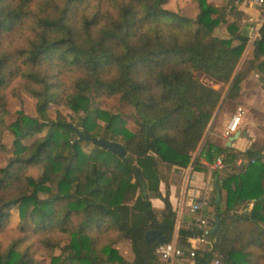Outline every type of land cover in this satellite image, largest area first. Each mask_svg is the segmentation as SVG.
<instances>
[{
	"label": "trees",
	"instance_id": "1",
	"mask_svg": "<svg viewBox=\"0 0 264 264\" xmlns=\"http://www.w3.org/2000/svg\"><path fill=\"white\" fill-rule=\"evenodd\" d=\"M191 1L194 18L166 8L168 0H0V152L4 131L14 138L13 156L0 167V232L9 229L14 206L35 228L29 233L20 224L22 235L0 246V264H39L33 254L40 246L58 264H159L158 244L146 233L173 240L177 214L166 169L219 155L224 167L213 175L224 208L216 207L211 247H196L195 263L214 264L220 253V264H264V144L240 151L205 137L225 104L239 101L244 84L254 85L252 71L264 83V23L237 69L249 42L241 12L227 4L232 0ZM222 25L226 35L218 34ZM13 36L18 45L8 42ZM15 81L36 99L37 116L19 111L7 124L4 91ZM116 95L133 108L136 130L124 114L96 104ZM52 104L78 115L80 127L60 112L51 119ZM75 128L121 142L126 156L82 140ZM38 165L39 178L27 173ZM152 197L165 204L160 214ZM59 234L69 238L64 258L53 255ZM197 234L179 228L180 246L190 248ZM120 239L130 242L132 261L114 247Z\"/></svg>",
	"mask_w": 264,
	"mask_h": 264
},
{
	"label": "rangeland",
	"instance_id": "2",
	"mask_svg": "<svg viewBox=\"0 0 264 264\" xmlns=\"http://www.w3.org/2000/svg\"><path fill=\"white\" fill-rule=\"evenodd\" d=\"M210 2H212L214 5H221L220 3L222 2V0H210ZM226 2V0H225ZM229 6L232 5L233 7L236 8V10H239L236 6L233 5V2L230 1L227 3ZM166 8L175 10L177 12H180L181 14L188 16L190 18H194L197 13H198V6L195 2L191 1V0H168V2L165 4ZM240 11V10H239ZM241 12V16H240V20H239V24H245V15L243 14V11ZM189 25L194 26L193 21H189ZM219 35H226L227 34V30L225 25H222L219 27V29L217 30ZM20 38L17 36H13L10 39H8V42L12 43L13 45H18L20 42ZM250 43V42H248ZM249 45V44H248ZM247 45V48L240 60L239 63V68L245 63V61L248 59V57L251 55V46ZM257 72L252 71L250 75H255ZM260 79V78H259ZM207 81L209 83L210 80L207 79ZM261 81V80H260ZM6 98H7V110L8 113L5 115V120L7 122V124L11 123L12 121H14L18 115H19V111H23L24 113H26L27 115L30 116H37V111H36V99L32 96L31 93H29L27 90H25L23 88V86L21 84H19V81H15L13 82V84L6 90L4 91ZM96 104L103 108L106 109L110 112L113 113H122L124 114V116L127 118V127L130 128L131 130H136V124L134 122V118L132 113L133 108L131 106H129L127 103L123 102L120 99L119 95L113 96V97H101L96 99ZM236 105L233 101H228L225 104V107L221 113V116L223 115V113L225 112H229L232 111L234 109H236ZM57 112L62 113L64 116H66V118L68 119V121L72 122L73 124H75V126H79V116L76 115L73 111H71L67 106L65 105H57V104H52L49 109H48V115L51 119L56 118V114ZM258 109H252L251 110V114L252 117H254L256 120V123H258V127L256 129V135H257V140H256V145L260 146L264 144V114H262ZM221 118V117H219ZM219 121L220 119L217 120L216 124L219 125ZM13 136L12 134L8 131L5 130L4 131V135H3V139L2 142L5 144L6 149L5 151H1L0 152V167H5L8 163L10 158L13 156V151H14V144H13ZM84 149L86 151H90L93 148V144L92 143H84ZM27 173L29 175H32L35 178H39L40 175L42 174V167L41 165L38 166H30ZM78 218H75V221H77ZM20 224H23L26 228V230L29 233H32L34 231V224L33 222L27 218V220L22 223V220L19 216V211L18 208L16 206H14L11 209V218H10V222H9V229L7 231L4 232H0V246L2 247H6L8 244H10L12 242V240L20 237L22 235L21 230L18 228L20 226ZM59 239H60V248L55 249L54 251V256H59L61 255V257H65L66 254L62 253L61 248H63L68 242H69V238H66L64 234H59ZM112 237H115V235H112ZM111 237V238H112ZM28 238V242H33L34 244H36L37 246V236H34L32 234H29V236H27ZM112 239H108L106 240V244H111L113 245ZM114 247L117 248L120 252V254L127 260V261H132L133 260V253L131 250V244L128 240L126 239H120L118 241V243L114 244ZM62 253V254H61ZM35 258L38 259L39 264H58L56 262L53 261L52 255L51 254H47L44 250V248H42L40 246V248H38V252H36V254H33Z\"/></svg>",
	"mask_w": 264,
	"mask_h": 264
},
{
	"label": "crops",
	"instance_id": "3",
	"mask_svg": "<svg viewBox=\"0 0 264 264\" xmlns=\"http://www.w3.org/2000/svg\"><path fill=\"white\" fill-rule=\"evenodd\" d=\"M210 1V0H209ZM224 0L220 4L223 3ZM240 11H243V14L246 17V14L251 12V10H245L243 7L238 8ZM246 11V12H245ZM255 13V12H252ZM247 27V26H246ZM252 48L253 43H249ZM249 80L254 84L252 87H246L243 85L242 94L238 102H235L237 107L241 106L243 108L242 122L240 125V131L244 132L246 135L239 136L231 145V147L236 148L237 150L244 151L247 147L253 143H256L257 133L256 129L258 123L256 119L252 117L251 110L258 109L260 111L264 110V83L260 81L259 74L249 75ZM217 87V85H214ZM236 107V109H237ZM236 109L225 112L219 117V125L216 123L209 125L205 133V137L209 134L210 140L218 145H226L228 138L224 136V129L231 118V116L236 112ZM264 114V112H261ZM214 120V119H213ZM264 123V122H263ZM264 126V125H263ZM264 129V128H263ZM201 145L194 151L192 160L196 158L200 151ZM245 160V159H240ZM239 164V160L237 162ZM167 182L169 184L170 191V201L173 206V209L176 211L177 220L176 227L173 236V240H176L179 244V228H188L191 225L192 215L189 212L190 205L195 202H202L204 200L205 194L207 192L210 194L209 203L207 206L203 207V213L212 218L215 226L217 218L215 217L216 207L219 205L221 209L224 208L225 194H222L215 190L217 186V178L213 175V170L202 157L199 162L191 163L188 167L182 168L178 166H173L171 169L167 170ZM161 192L166 190V182L163 181L160 185ZM213 198L215 202L212 203ZM151 202L155 210L160 214L164 209L165 204L161 198L152 197ZM214 230V229H213ZM180 245V244H179ZM201 248V251H204L211 247V242L208 241L204 244L198 245ZM222 254L216 253L215 259L220 260ZM175 264H196L194 259H184L178 260Z\"/></svg>",
	"mask_w": 264,
	"mask_h": 264
},
{
	"label": "built area",
	"instance_id": "4",
	"mask_svg": "<svg viewBox=\"0 0 264 264\" xmlns=\"http://www.w3.org/2000/svg\"><path fill=\"white\" fill-rule=\"evenodd\" d=\"M232 2L237 8L243 7L245 10H251V12L246 14L245 23L249 33V42L252 44L260 36L259 30L264 23V0H232ZM242 114L243 108L241 106L237 107L236 112L231 116L225 126L224 136L226 138H229L236 131L240 130ZM245 162L246 160H239V164ZM207 163L215 171H220L224 167L222 155L217 156L213 162L209 163L207 161ZM209 199L210 194L207 192L202 202H195L190 205L189 212L192 215V221L188 228L198 230V234L190 238L191 247L183 248L176 240L158 245L156 252L160 260L159 264H175L178 260L195 259L197 255L196 247L206 243L214 229L212 218L203 213V207L208 205ZM214 264H220V260L216 259Z\"/></svg>",
	"mask_w": 264,
	"mask_h": 264
},
{
	"label": "water",
	"instance_id": "5",
	"mask_svg": "<svg viewBox=\"0 0 264 264\" xmlns=\"http://www.w3.org/2000/svg\"><path fill=\"white\" fill-rule=\"evenodd\" d=\"M237 69H239V66ZM75 130L82 140H87L101 148L109 149L110 151H112L113 153H115L121 158L125 157L127 154V150L125 146L119 141L107 140L105 138L91 136L85 132H82L79 128H75ZM243 135H246V134L240 130L236 131L232 136L228 138L226 146L230 147L239 136H243ZM142 185H143V194L147 195V187L143 181H142ZM217 226H218V219L215 222L214 229ZM146 240L149 242L155 241L158 245L164 244L167 242L165 237L161 235L157 230H149L146 233Z\"/></svg>",
	"mask_w": 264,
	"mask_h": 264
}]
</instances>
